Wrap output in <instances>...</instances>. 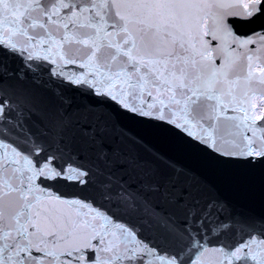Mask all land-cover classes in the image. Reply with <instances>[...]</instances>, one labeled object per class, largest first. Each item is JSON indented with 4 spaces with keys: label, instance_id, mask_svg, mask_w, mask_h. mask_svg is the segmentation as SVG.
I'll return each instance as SVG.
<instances>
[{
    "label": "snow or ice",
    "instance_id": "1",
    "mask_svg": "<svg viewBox=\"0 0 264 264\" xmlns=\"http://www.w3.org/2000/svg\"><path fill=\"white\" fill-rule=\"evenodd\" d=\"M0 264H264V0H0Z\"/></svg>",
    "mask_w": 264,
    "mask_h": 264
}]
</instances>
